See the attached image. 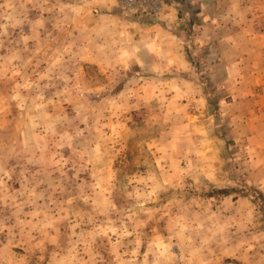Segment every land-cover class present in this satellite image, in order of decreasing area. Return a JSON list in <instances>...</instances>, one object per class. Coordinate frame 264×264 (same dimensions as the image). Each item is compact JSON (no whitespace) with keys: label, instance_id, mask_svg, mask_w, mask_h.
Listing matches in <instances>:
<instances>
[{"label":"rangeland","instance_id":"rangeland-1","mask_svg":"<svg viewBox=\"0 0 264 264\" xmlns=\"http://www.w3.org/2000/svg\"><path fill=\"white\" fill-rule=\"evenodd\" d=\"M185 1L0 0V264H264V0Z\"/></svg>","mask_w":264,"mask_h":264},{"label":"crops","instance_id":"crops-1","mask_svg":"<svg viewBox=\"0 0 264 264\" xmlns=\"http://www.w3.org/2000/svg\"><path fill=\"white\" fill-rule=\"evenodd\" d=\"M194 1L197 3H200L199 0H190V1L186 0L185 4H190V3H193ZM262 3H263V1H262ZM223 4H226V3H223ZM238 4L246 6V5H249L251 3L249 1H242V2L238 1ZM252 4H254V3H252ZM219 5H221L220 2H219ZM165 13H164L163 17H160L159 19L164 18L163 19L164 22L171 23V19L173 16L171 14H168L167 12H165ZM205 20H207V18ZM245 20L241 19V23H245ZM252 21L254 23H256L257 22L256 17ZM173 24L174 23H171V25H173ZM225 27L226 26L223 25L222 29ZM234 27L236 30L233 29L232 31H229L233 34L227 33V37L225 36L224 38H222L223 41L225 43H227V45L226 46L224 45V47L226 48L227 46H229L230 49L236 50L238 52V54H240V53L244 54V56L240 59L244 68H246L248 70H254L256 72L257 77H258L257 78V85H261V88H262L261 94L263 95V96H261L260 105H259L260 106L259 107L260 114H257L256 116L257 117H264V111L262 110V106H264V104H263V102H264V29L263 30H251L249 27L248 28H246V27L242 28L241 25L240 26L235 25ZM152 29L156 30V27L152 28ZM157 32H158V30H157ZM163 35L165 36L164 33H163ZM167 38H169V37H167ZM149 41H150V43L152 42L151 45L153 48H155L154 50H156V48H157V50L160 48L156 40L152 39ZM230 41L233 42L232 46L230 44ZM235 64L238 65V62H234V61L226 62L227 66H229V65L234 66Z\"/></svg>","mask_w":264,"mask_h":264},{"label":"built area","instance_id":"built-area-1","mask_svg":"<svg viewBox=\"0 0 264 264\" xmlns=\"http://www.w3.org/2000/svg\"><path fill=\"white\" fill-rule=\"evenodd\" d=\"M124 13L137 17L151 18L157 16L162 9L161 0H116Z\"/></svg>","mask_w":264,"mask_h":264}]
</instances>
